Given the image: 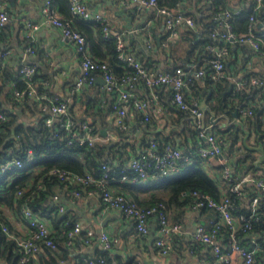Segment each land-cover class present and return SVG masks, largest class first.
I'll return each mask as SVG.
<instances>
[{"label":"built area","instance_id":"2783aa9c","mask_svg":"<svg viewBox=\"0 0 264 264\" xmlns=\"http://www.w3.org/2000/svg\"><path fill=\"white\" fill-rule=\"evenodd\" d=\"M132 1L140 8L154 7L162 15L169 33L167 41L164 42L165 44H168V40L178 36L181 26H195V20L191 15L178 8L160 6L159 0ZM263 1L257 0L256 8L262 7ZM70 9L74 15L102 24L105 37L111 35L109 18L99 12H92L88 0H70ZM43 13L45 22L59 27L63 35L76 46L81 63V73L75 82V89L79 90L84 85H92L96 73L99 72L103 75L105 86L114 91L116 95L118 94L112 102V109L115 113L114 124L116 126L121 129L128 127L126 116L128 108L131 106L136 107L143 114L145 120L149 119L150 103L148 99L138 96L135 92L136 83L143 79L150 87L165 85L170 88L173 106L189 112L193 126L197 130L198 138L202 139L189 150L167 142L160 151L155 138L152 137L149 139L147 147L133 155L129 164L121 168L119 176L115 178L110 177L111 164L108 161L103 163V172L99 177L94 176L92 173L71 175L64 170L54 169L53 171L59 172L61 176L71 177L82 184L84 188L83 190H76L74 193L76 196L99 195L106 206L120 209L126 217L133 219L136 232L139 235H146L149 232V220L155 218L158 224L156 246L159 248L160 253L168 255L173 249L174 237L184 231L183 222L170 219L165 203L141 205L130 195L113 191L107 186V183L115 180L121 183L147 184L152 179L157 181L179 174L182 168L180 166L181 161H191L193 157L199 156L203 159L204 166L214 159L217 164V171L221 176V180L218 181L221 196L215 198L210 193L201 190H193L187 193L190 197L188 204L190 207L212 209L216 213V216L211 218L207 225H197L193 233V239L210 246L215 260L219 264H254L256 253L264 250V246L253 232V219L256 217L259 203L264 196V170L257 169L254 165L252 169L247 170L236 167L234 156L236 151H240V149L237 148L233 154H229L225 135L215 132L213 128L216 125L206 121V114L201 106V97L199 94L194 93L193 87L197 84L199 77L202 78L206 73L214 81L231 80L233 85L231 91L234 97L237 98L238 94L252 96L249 104H239L237 106L239 107L238 118L243 120L247 127H253L248 126L249 124H246L245 121L249 123L254 116L255 109L264 106L262 97L264 94V74L254 75L247 73V70L244 73L242 72L241 75L230 73L226 65V59L230 55L231 46L235 47L242 44L249 45L256 53L264 57V21L252 15L248 31L238 33L228 20L230 11L225 10L219 13L216 17L218 26L212 31V36L220 40L221 43L206 45V52L209 53L208 64L205 67L197 68L194 75L191 74V68L182 65H174L164 71L151 69L127 52L125 34L123 31L118 32L116 33L117 57L134 69L133 72L118 78L109 69L107 62H99L90 55L85 36L72 26L71 19L58 13L54 0H44ZM9 19L10 13L4 2L0 0V31L3 30ZM26 50L27 52H33V45L30 43ZM10 53L11 50L8 49L5 51L4 56L9 57ZM249 67L250 65L246 69H249ZM37 71L35 64L23 63L20 66V79L27 82V88L23 91H15V95L18 97L24 95L35 96L40 101L44 122L52 129L53 138L65 140L70 144L78 142L81 145L94 146L99 134L96 124L87 118L78 119L74 117L70 112L68 100H55L51 96L38 94L37 83L32 81ZM99 106L103 107L104 103L100 102ZM6 113V111H0V123L7 119ZM258 132L262 136L264 144V125ZM255 159L256 155L253 157V161ZM40 167L41 165L31 150L25 160L11 157L0 164L2 171L26 168L35 172ZM91 184H94L93 188H89ZM231 194H235L244 207H240L239 204L233 201ZM54 199L59 200V196L55 195ZM64 211V205L59 204V212L64 213ZM22 221L27 231L25 233L21 232L19 235H13L21 252L22 262L27 261L41 251L43 245L55 247L47 222L44 218L36 215L28 204L23 207ZM223 229L227 230V235L222 232ZM3 230L9 233L7 226H4ZM82 231H87L89 238L96 235L93 228L84 229L82 222L76 221L73 229L68 232L67 244L71 245ZM240 233L247 239L246 245L242 243L239 237ZM98 237L103 250H111L118 241V238L107 232H102ZM86 242H89V239ZM85 263L103 264L104 259L100 258L96 261L93 257H88Z\"/></svg>","mask_w":264,"mask_h":264},{"label":"crops","instance_id":"0c3cea01","mask_svg":"<svg viewBox=\"0 0 264 264\" xmlns=\"http://www.w3.org/2000/svg\"><path fill=\"white\" fill-rule=\"evenodd\" d=\"M2 1L10 13V19L2 33H0V51L10 48L11 53L5 71L0 72V105L16 113L17 122H34L42 115L40 112H34L33 99H27L19 103L11 100V92L14 86L11 74L19 70L23 63L35 64L39 77L47 81L51 97L55 100H68L69 107L72 108L70 112L76 117L88 116L89 118H85L95 121L89 103L92 100L95 101L94 104L97 109L99 103L103 102L104 106L100 107L102 109L100 118L97 117L95 121L100 130L97 141H110L112 145L120 141V137L115 130V113L112 109V102L118 94L116 95L114 91L105 86L103 75L99 72L96 73L92 85H84L79 90L75 89V82L81 73L79 54L75 44L63 35L59 27L45 22L44 0ZM231 1L232 7L239 2L238 0ZM184 4L187 11L191 10L197 16H201L204 14L200 12V9H203L204 6L209 7V0H192V2L184 0ZM88 5L92 12H99L109 18L112 31L115 34L121 31L124 32L127 52L137 59H141L145 64L151 65V69L164 71L174 66L176 58H178L179 65L191 68V70H196L199 65L205 67L208 64L206 52H200L199 48L194 53L191 52L195 41L188 40L189 36L186 34L187 26L185 25L179 28L177 37L168 40V44L164 43L167 41L169 33L164 18L154 7L140 8L132 0H88ZM57 11L61 16H65L59 9ZM74 22L78 25L77 20H74ZM93 31L94 33L97 31L95 25ZM28 42L33 45V52H27ZM226 65L230 73L236 75H241L245 70H247V73L254 75L264 74V57H261L247 44L237 45L234 55L227 57ZM248 65L250 67L246 69ZM203 81L204 79L199 77L198 82L203 83ZM228 81L231 85V80ZM208 91L211 93L210 88L204 85L201 100L207 97ZM135 92L138 96L148 99L150 103L149 126H145L142 121L144 116L136 107L131 106L128 108L126 121L130 125V132L126 137V141L132 142L136 148L135 151L130 150L129 154L124 157L126 160L125 165L129 164L133 155L144 149L145 146H142L141 143L142 135H148L152 138L156 134H166L168 137H173L175 144L182 149L187 148L189 145L190 148L200 142V140L198 142L191 141L187 127L189 124H193L192 118H190L187 111L177 112L176 109L178 108L174 107L171 102L172 92L168 86L150 87L143 79H140L136 83ZM235 105L239 104L236 103ZM235 105L232 106L229 103L225 106L227 109L233 110L236 107ZM36 111H39V109L36 108ZM206 116L207 122H209L210 115L207 113ZM221 121L224 122L225 119ZM216 126L223 128L219 124ZM248 128L251 130L250 143L258 144L262 142V136L258 132V128L256 126ZM238 152L239 150L236 151L234 156V164L237 168H244V165L240 164V161L238 162L240 155ZM114 161H117V159ZM249 161L250 159L247 162ZM204 168L210 176L217 175L216 179L221 180L214 159L205 164ZM180 172H183L182 168ZM153 181L156 180L152 179L147 184L153 183ZM121 186L113 184L111 189L125 192L133 197L128 190L120 188ZM136 189L139 190L136 191V194L141 199L149 198L150 190L140 187ZM58 191L60 194L58 204L61 202L65 207L64 213L59 212L58 214L82 222L84 229L93 228L98 235L107 232L118 238L117 243L109 250L113 264H122L129 259L136 260L138 264H212L208 260L211 256L209 246L204 243H193V233L197 225H207L209 220L214 215L216 216L215 211H211L212 209H196L186 205L180 211L169 210L170 219H180L179 221L184 224V231L177 238L174 249L168 255H163L157 249L155 243L158 235V224L155 218L149 220V232L146 235H139L136 232L133 219L126 217L118 208L106 206L99 195L72 197L61 189H58ZM9 215L15 230L19 233H25L27 229L24 222L14 212H10ZM45 221L52 231L58 226L54 222V217L52 219L47 218ZM242 239L246 238L243 237ZM247 242L246 239L243 244L246 245ZM101 249L100 241L96 240L90 244L82 243L79 248L74 249L73 254L77 256L96 254Z\"/></svg>","mask_w":264,"mask_h":264},{"label":"trees","instance_id":"16d2710c","mask_svg":"<svg viewBox=\"0 0 264 264\" xmlns=\"http://www.w3.org/2000/svg\"><path fill=\"white\" fill-rule=\"evenodd\" d=\"M188 1L192 2V0ZM238 1L237 5L232 7L231 0H209V7L204 6L203 9H200V12L204 14L201 16H197V14L191 10L187 11L184 0H159V4L160 6L178 8L194 18L195 26L187 27L185 30L186 34L189 36L188 40L195 41L191 51L194 53L198 48L200 52H206L207 44L221 43L220 40L212 36V31L218 26L216 17L225 10L230 11L228 20L232 24L233 29L238 33H245L248 31L250 17L252 15L264 21V1L262 7L259 8H256L257 0ZM54 3L60 12L65 14L68 19L72 20V26L85 36L89 53L95 60L107 62L109 69L118 78L134 71L132 66L117 57L116 34L112 31V28L111 35L105 37L102 24L96 23L90 19L81 18L72 13L70 9V0H54ZM74 20H77L78 25L75 24ZM94 25L97 29L96 33L93 31ZM3 30H1L0 33H2ZM29 45L30 42H28L26 47ZM8 49L10 48H5L0 51V72H4L6 69L9 57H5L4 54ZM236 49L237 46L230 47V56L234 55ZM206 54L209 55L208 52H206ZM139 60L144 63L141 59ZM175 60L173 65H179L177 61L178 58ZM145 65L152 68L148 63ZM197 67L200 68L201 66L199 65ZM194 70L195 69L191 70L192 75L195 74L196 70ZM38 74L37 71L32 78V81L37 83L38 94L52 96L49 93L47 81L41 79ZM11 76L14 80L11 100L15 103H19L27 99H33L35 105L34 112L42 113L41 103L35 96L24 95L23 97H18L15 95V91H23L27 88V82L20 79L19 70L13 72ZM202 78L204 79L203 83L197 81V84L193 87V91L201 97L204 85L210 88L211 93L207 102L217 114L222 112L223 104L228 105L230 103L234 106L236 103H250L251 97L245 94H238L236 98L233 96L232 91L229 93L227 92L230 86L228 80L214 81L208 73L202 76ZM225 92L227 93L224 94ZM262 97L264 99V94ZM94 103L95 101L92 100L89 106L93 110L91 113L93 114V120L96 121L97 117L100 118L102 109L100 106L96 109ZM36 108L37 110L39 109V111H36ZM70 109L72 110V108ZM176 110L178 113L185 112L180 109ZM0 111L7 112V119L0 123V164L11 157L25 160L28 152L31 150L41 165L35 172L29 171L26 168L13 169L11 171H2L0 168V264H86L85 260L88 257H93L96 261L103 258V264H113V259L110 256L109 250L101 249L96 254H82L79 256L73 254L74 249L79 248L82 243H93L99 240V237L96 233L95 237L89 238L87 236V231H82L71 245L67 244L69 239L68 232L73 229L77 220L58 214L59 204H61V202L58 204V200H55L54 196L58 195L60 200L58 189H61L72 197H78L74 194L75 191L80 189L83 190L84 187L73 178L61 176L59 172H54L53 170H64L71 175L92 173L94 176L99 177L103 172V163L108 161L111 164L110 177H118L121 168L125 166L126 160L124 157L129 154L130 150L135 151L134 149L136 148L132 142L126 141V137L130 132V125L128 124V127L125 129H121L114 125L120 137V141L115 142L113 145L110 141H96L94 146H86L78 142L70 144L65 140L53 138L52 129L45 124L43 115H40L34 122H17V114L10 109L0 105ZM263 116L264 106L258 107L255 109L251 121L249 123L245 121V123L249 124L248 126H256L258 130H260L264 125ZM74 117L76 116L74 115ZM85 117L89 118L88 116L83 117V115L76 118L85 119ZM142 119L145 126H149V121L144 118ZM205 119L207 121V116ZM95 121H93V123L98 127ZM187 130L192 142H198V140H200L193 124H189ZM213 130L225 135L226 142H228L229 154H233L237 148L240 149L238 152V154H240L238 162L240 161V164L244 165V169L247 170L254 167L252 162L255 153L244 147V133L241 127H232L226 130L215 126ZM98 131L100 132V130ZM150 138L151 137L148 135H142L141 143L142 146H145L144 149L147 147ZM153 138H155L158 150L160 151L167 142L175 144L174 138L171 136L168 137L166 134H156ZM189 146L185 148V150H189ZM115 159H117V161H114ZM248 159H250L249 162H247ZM180 166L183 169L182 173L180 172L172 177L153 181V183L147 185H143L142 183H121L113 180L108 181L107 186L111 189L113 184L122 185L120 188L126 191L128 190L133 195L134 199L141 205L163 202L166 204L167 211L171 209L180 211L184 206H188L190 197L187 193L193 190L208 192L215 198L221 196L219 180L210 176L203 166V159L201 157H193L191 161L187 162L181 161ZM93 187L94 184L89 185V188ZM137 187L145 188L148 191L150 190L149 198L141 199L138 194H136V191H139L136 189ZM231 198L239 204L240 207H244L236 198L235 194H231ZM25 204H28L36 215L45 220L54 217V222H56L58 226L53 231L50 229V236L55 242V247L43 245L41 251L30 257L27 261L22 262L21 252L13 238V235H19V232L15 230L9 214L10 212H14L22 220V210ZM203 209L207 210V208ZM173 220L181 222L178 218H174ZM4 226L8 227L9 233L3 230ZM222 232L227 235L226 229H223ZM253 232L264 246V196L259 203L256 217L253 219ZM179 236L180 234L174 237L173 249ZM239 237L242 243L246 240L242 239V233L239 234ZM87 239H89V242H86ZM193 243L202 244L195 240ZM157 249L159 250L158 247ZM209 250L211 256H209L208 260H210L212 264H218L210 246ZM122 264H138V262L134 259H129ZM254 264H264V250H260L256 253Z\"/></svg>","mask_w":264,"mask_h":264},{"label":"water","instance_id":"95a60500","mask_svg":"<svg viewBox=\"0 0 264 264\" xmlns=\"http://www.w3.org/2000/svg\"><path fill=\"white\" fill-rule=\"evenodd\" d=\"M233 88V85L231 84L228 92H230ZM210 95V91H208L207 97H205L202 100L201 106L204 110L205 114L210 115V122L214 125L219 124L224 129L228 130L231 129L232 126L235 127H241L242 131L244 132L243 136V144L245 147L251 151L256 152V159L253 161V165L257 169H263L264 170V145L262 142H259L258 144H252L249 141V136L251 134L250 128L246 127L243 120L239 119V107L236 106L233 110L227 109L225 104L222 105V112L220 114H217L216 111L212 110L210 105L207 103L208 97ZM230 113V114H228ZM192 118V117H190ZM222 119H225V121H221Z\"/></svg>","mask_w":264,"mask_h":264}]
</instances>
